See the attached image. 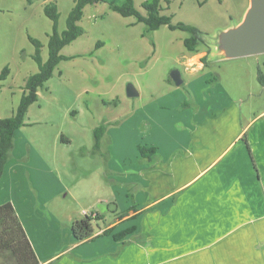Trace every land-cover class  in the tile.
<instances>
[{"label":"crops","instance_id":"1","mask_svg":"<svg viewBox=\"0 0 264 264\" xmlns=\"http://www.w3.org/2000/svg\"><path fill=\"white\" fill-rule=\"evenodd\" d=\"M17 1L33 15L45 3L40 2L34 11L37 2L28 5L24 0ZM248 4L242 2V10L230 12L218 29L229 28L232 20L239 23ZM168 10L164 7L163 14L171 16L173 22ZM28 36L27 32V40ZM205 55L208 62L213 60L214 52L206 45L201 51L197 47L184 55L186 84L183 79L181 85L198 107L193 117L186 109H179L187 94L171 86L157 97L155 111L152 99L135 109L120 127L107 129L111 142L107 148L108 168L122 187V197L126 200L130 193L137 205L136 212L121 218L116 213L118 217L109 223L98 213L106 224L100 227L99 221L92 238L76 241L72 234H64L62 223L51 215L54 206L49 204L67 188L56 189L57 180L46 159L42 157L34 168L29 167L30 158L20 162L13 184L24 180L21 169H27L24 181L32 190L21 189L16 199L18 194L13 199L0 195V206L12 204L39 264H264V105L247 117L248 112L244 115L241 106L218 85L207 90V96L201 93L209 77L200 62ZM193 58L195 63L189 65ZM196 72L201 75L194 77ZM165 97L178 99V103L174 108L162 103ZM173 110L177 115L187 113V117L174 120L169 115ZM141 122L145 128L142 133L137 130ZM129 124H133V137L125 138V142L134 150L144 135V145L157 149L153 161H138L136 150L131 158L114 151L115 142L127 133L124 129ZM136 131L139 138L135 137ZM115 161L117 169L111 166L116 165ZM15 165L13 160L6 164L0 182L11 178L8 171ZM35 176L38 178L34 181ZM51 183L56 187L52 188ZM109 189L112 194L116 190L113 185ZM32 192L35 200L30 196ZM129 206L126 201L118 212H126ZM106 230L111 233L104 235ZM124 231L128 233L114 240V235Z\"/></svg>","mask_w":264,"mask_h":264},{"label":"rangeland","instance_id":"2","mask_svg":"<svg viewBox=\"0 0 264 264\" xmlns=\"http://www.w3.org/2000/svg\"><path fill=\"white\" fill-rule=\"evenodd\" d=\"M51 1L58 5L59 28L62 30L72 0ZM133 1L137 10L142 11L141 4L146 0ZM160 1L163 8L169 7L167 14L173 16V23L190 25L203 33L204 42L198 46L201 51L205 45L209 46L210 39L218 31L223 30L218 29L219 23L229 19L230 12H240L242 2L246 5L248 0H167L168 5L164 0ZM35 2L32 10L37 11L42 1ZM124 2L102 0L84 8L79 25L85 34L61 50L60 54L71 59L59 63L53 76L38 91V100L29 106L25 126L14 133V148L9 161L13 160L16 167L8 171L11 178L0 182V195L5 198L13 199L23 189L31 191V186L24 181L27 169H21L24 180L19 183L13 184V175L20 171L17 168L20 162L30 158L32 163L29 167L34 168L38 167L42 157L45 158L49 169L54 172L53 179L57 180L53 181L57 187L54 183L51 187L67 188L49 205L54 206L51 215L58 218L64 234L68 235L71 234L72 222L84 218L83 212L88 215L97 212L104 215L106 223H109L118 217L116 213L121 214L118 211L122 210L126 201L130 203L128 210L137 205L136 199L132 196V200L127 192L128 200L122 197V187L108 168L110 138L105 134L100 151L95 153L93 130L99 125L107 126V129L113 125L120 127L135 109L146 102L154 99L152 103L156 105L157 97L171 86H176L170 79L172 71H178L186 84L184 55L187 50L183 40L189 35L179 30L171 31L166 26L147 33L146 26L137 22L135 17H122L110 9V4L121 6ZM1 9L0 71L7 66L11 72V76L0 86V117L6 118L12 116L18 106L21 96L19 87L23 85L25 75L29 76L37 70L32 59L34 46L25 35L28 32L42 43L41 56L45 60L47 34L52 22L41 9L35 15L30 14L17 0H12V3L11 0L3 1ZM235 24L238 21L232 20L231 25ZM98 42L102 46L96 48ZM208 63L205 71L209 72V77L201 93L207 96V90L218 85L241 106L244 115L248 112L247 117H252L253 109L255 112L261 109L264 88L258 83L256 75L258 69L264 74V54L220 62L211 60ZM199 75L196 72L194 77ZM211 77L216 80L209 83ZM129 84L133 85L138 96H127ZM184 101L188 106H180L179 109H186L193 117L198 107L194 105L191 94H187ZM143 127L141 122L137 130L142 133L145 130ZM132 128L133 124L126 125L124 133H127L120 136L114 146V151L129 158L135 150L138 152L139 145L133 150L125 142V138L133 137ZM143 136L139 138L136 131L135 137L140 139L141 145H144ZM115 163L111 165L113 169L119 167ZM37 178L35 176L34 181ZM112 185L116 188L113 194L109 189ZM45 186L48 187L47 183ZM30 196L35 200L33 192ZM18 197L19 194L14 199ZM44 223L48 224L47 220ZM106 223L100 221V227Z\"/></svg>","mask_w":264,"mask_h":264},{"label":"trees","instance_id":"3","mask_svg":"<svg viewBox=\"0 0 264 264\" xmlns=\"http://www.w3.org/2000/svg\"><path fill=\"white\" fill-rule=\"evenodd\" d=\"M25 1L28 5H31L35 1L40 0ZM41 1H45L42 9L44 16L52 22L51 30L47 34V57L44 60L41 56L42 43L38 39L28 36V40L34 46L32 59L37 65V71L27 76L24 80L20 88L22 90L20 100L13 115L7 118L0 117V179L6 164L11 159V153L14 148V133L25 126L24 119L29 106L38 100V91L53 76L54 70L59 63L71 59V57L60 54L61 50L85 34L84 29L79 25L83 17L84 8L87 5L102 2V0H72L71 8L65 18L64 29L60 30V13L57 3L51 0ZM166 3L168 2L166 1ZM141 8L142 12L137 10L133 0H125L121 6L110 4V9L122 17L132 16L136 18L137 22L143 23L146 26L147 33L154 32L162 26H166L171 31L179 30L187 33L189 36L183 40V45L189 52H195L197 47L204 42L203 33L200 30L183 23H173L171 16L163 14L160 0H146L141 4ZM101 46L100 42L95 45L96 48ZM200 62L204 67H207L209 65L207 55L202 57ZM9 75L10 70L5 66L0 71V86ZM256 78L260 86L264 88V74L259 69L257 70ZM215 80V77H211L208 82L212 83ZM187 94H189L188 91ZM187 106V101L182 102V108ZM106 131L107 126L104 125H99L93 130V149L95 153L100 151L101 141ZM137 150L140 155L138 161L145 159L147 162H151L157 155V149L154 147L139 144ZM247 151L253 162L248 146ZM103 158L106 160L105 155H103ZM128 196L133 200V195L128 193ZM129 212H136V206L132 205L128 211L121 213L119 217L127 216ZM92 214L91 216L85 215L83 219L72 222L71 234L76 241H85L92 238L96 233L95 227L102 218L98 213ZM110 233L111 230L103 231L104 235H109ZM127 233V231L121 232L114 235L113 238L114 240H120ZM0 264H39L16 212L10 203L0 206Z\"/></svg>","mask_w":264,"mask_h":264},{"label":"water","instance_id":"4","mask_svg":"<svg viewBox=\"0 0 264 264\" xmlns=\"http://www.w3.org/2000/svg\"><path fill=\"white\" fill-rule=\"evenodd\" d=\"M248 8L240 23L220 30L209 41L214 52L213 61L251 57L264 54V0H248ZM171 81L176 85L182 84L178 71L170 73ZM128 97L138 96L133 85L126 88Z\"/></svg>","mask_w":264,"mask_h":264},{"label":"clouds","instance_id":"5","mask_svg":"<svg viewBox=\"0 0 264 264\" xmlns=\"http://www.w3.org/2000/svg\"><path fill=\"white\" fill-rule=\"evenodd\" d=\"M193 63H195V59L194 58L189 61V65H191ZM198 67H202V65H198ZM192 70L195 71V69H192ZM161 102L162 103L172 104L173 108H174L175 104L178 103V99L177 100H173L172 97H165ZM152 108H153L154 111L156 110L155 109V105H152ZM169 115H171L174 120H179V119L187 117V113H185L183 115H177L174 110Z\"/></svg>","mask_w":264,"mask_h":264},{"label":"built area","instance_id":"6","mask_svg":"<svg viewBox=\"0 0 264 264\" xmlns=\"http://www.w3.org/2000/svg\"><path fill=\"white\" fill-rule=\"evenodd\" d=\"M83 214H84V215H86V216H91V215H93V214H91V215H88V213H87V212H83Z\"/></svg>","mask_w":264,"mask_h":264}]
</instances>
